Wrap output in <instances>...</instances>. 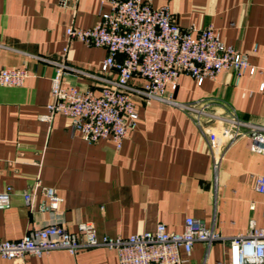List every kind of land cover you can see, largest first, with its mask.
<instances>
[{
  "label": "crops",
  "instance_id": "crops-1",
  "mask_svg": "<svg viewBox=\"0 0 264 264\" xmlns=\"http://www.w3.org/2000/svg\"><path fill=\"white\" fill-rule=\"evenodd\" d=\"M108 1L0 0V68L29 72L23 87L0 86V193L13 189L11 207L0 210V242L20 240L49 225L77 234L82 223H92L100 236L111 238L141 234L158 224L180 233L190 217L226 239L246 235L252 226L264 228V196L255 189L256 177L264 176V155L252 152L247 139L226 152L215 172L209 142L195 119L159 101L138 103L137 129L121 150L109 140L88 144L62 116L42 120L56 68L37 58L96 73L107 50L69 42L66 32L72 25L93 28L110 11ZM149 1L168 6L181 28L213 26L256 69L240 81L226 71L201 86L182 75L174 99L211 114L235 110L241 119L264 125V0ZM64 81L83 91L93 87L85 76L67 75ZM37 184L62 198L57 211H40L46 197ZM25 193L33 194L32 206ZM0 264L119 260L115 251L96 248L75 256L59 250L15 261L0 258ZM186 264H229V243L210 248L198 243Z\"/></svg>",
  "mask_w": 264,
  "mask_h": 264
},
{
  "label": "built area",
  "instance_id": "built-area-1",
  "mask_svg": "<svg viewBox=\"0 0 264 264\" xmlns=\"http://www.w3.org/2000/svg\"><path fill=\"white\" fill-rule=\"evenodd\" d=\"M108 2L110 11L102 13L93 28L72 25L66 32L69 42L107 50L96 73L84 72L66 61L37 58L56 68L51 102L43 121L52 122L62 116L73 134L88 144L109 140L121 150L137 129L138 103L159 101L195 119L209 142L215 172L221 168L226 152L240 140H249L251 151L264 155V125L241 119L235 110L211 114L174 99L182 75L192 77L201 86L226 71L233 72L237 81L246 73L255 74L247 54L225 44L213 26L181 28L168 6L154 7L149 0ZM67 75L85 76L92 80L93 87L83 91L68 86L64 81ZM28 78L25 68H0L1 87H23ZM136 81L141 84H134ZM36 187L46 197L40 211H57L63 200L56 190L40 184ZM255 189L264 196V176L256 177ZM12 192L8 187L0 193V210L11 207ZM24 200L32 206L33 194L25 193ZM219 242L229 243V264H264V228L252 226L248 234L226 239L215 228L192 217L186 219L180 233L169 232L165 224H158L154 230L127 238L100 236L92 223L80 224L77 234L63 226L49 225L32 230L20 240L0 242V258L15 261L59 250L75 256L84 250L106 248L116 252L119 264H186L196 244L210 248Z\"/></svg>",
  "mask_w": 264,
  "mask_h": 264
}]
</instances>
